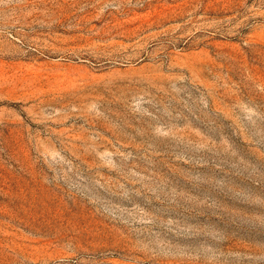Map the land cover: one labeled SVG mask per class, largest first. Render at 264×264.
Segmentation results:
<instances>
[{
  "label": "rangeland",
  "instance_id": "obj_1",
  "mask_svg": "<svg viewBox=\"0 0 264 264\" xmlns=\"http://www.w3.org/2000/svg\"><path fill=\"white\" fill-rule=\"evenodd\" d=\"M0 264H264V0H0Z\"/></svg>",
  "mask_w": 264,
  "mask_h": 264
}]
</instances>
